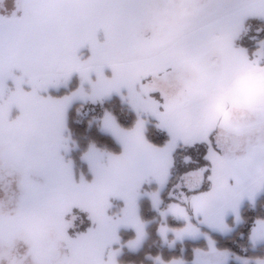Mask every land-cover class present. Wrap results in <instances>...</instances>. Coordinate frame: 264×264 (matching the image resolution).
I'll use <instances>...</instances> for the list:
<instances>
[{
  "label": "snow or ice",
  "instance_id": "snow-or-ice-1",
  "mask_svg": "<svg viewBox=\"0 0 264 264\" xmlns=\"http://www.w3.org/2000/svg\"><path fill=\"white\" fill-rule=\"evenodd\" d=\"M0 264H264V0H0Z\"/></svg>",
  "mask_w": 264,
  "mask_h": 264
},
{
  "label": "trees",
  "instance_id": "trees-1",
  "mask_svg": "<svg viewBox=\"0 0 264 264\" xmlns=\"http://www.w3.org/2000/svg\"><path fill=\"white\" fill-rule=\"evenodd\" d=\"M82 145L85 144L86 142L85 141H81ZM109 146L111 147H116L112 142L109 141ZM215 239L217 240L218 242V245L221 247V248H228V247H231L233 249V251H239V249L237 247H235V243L236 242V237L233 236L231 239H225L223 237H220V236H215ZM240 243H243L242 241ZM191 244V243H189ZM198 244H196L197 246ZM192 248H193V244L187 246V251H192Z\"/></svg>",
  "mask_w": 264,
  "mask_h": 264
},
{
  "label": "rangeland",
  "instance_id": "rangeland-1",
  "mask_svg": "<svg viewBox=\"0 0 264 264\" xmlns=\"http://www.w3.org/2000/svg\"><path fill=\"white\" fill-rule=\"evenodd\" d=\"M78 155H79L78 153H74L73 154L74 157H78ZM76 163L79 165L80 162H79L78 159L76 160ZM191 244H188V246L191 245ZM196 244H198V245L196 246ZM196 244H193V247H204L205 246V241L203 239H201ZM187 259L189 261H191L193 259L192 251H187Z\"/></svg>",
  "mask_w": 264,
  "mask_h": 264
},
{
  "label": "clouds",
  "instance_id": "clouds-1",
  "mask_svg": "<svg viewBox=\"0 0 264 264\" xmlns=\"http://www.w3.org/2000/svg\"><path fill=\"white\" fill-rule=\"evenodd\" d=\"M234 115V111L232 109H227L226 110V116L228 118H231Z\"/></svg>",
  "mask_w": 264,
  "mask_h": 264
}]
</instances>
